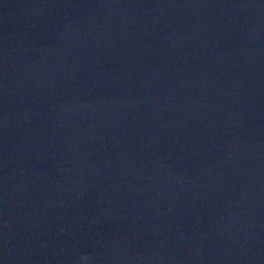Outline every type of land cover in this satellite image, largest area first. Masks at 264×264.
Instances as JSON below:
<instances>
[{
    "label": "water",
    "instance_id": "obj_1",
    "mask_svg": "<svg viewBox=\"0 0 264 264\" xmlns=\"http://www.w3.org/2000/svg\"><path fill=\"white\" fill-rule=\"evenodd\" d=\"M0 264H264V0H0Z\"/></svg>",
    "mask_w": 264,
    "mask_h": 264
}]
</instances>
